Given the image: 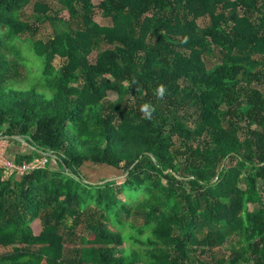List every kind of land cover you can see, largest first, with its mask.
<instances>
[{
    "label": "trees",
    "instance_id": "obj_1",
    "mask_svg": "<svg viewBox=\"0 0 264 264\" xmlns=\"http://www.w3.org/2000/svg\"><path fill=\"white\" fill-rule=\"evenodd\" d=\"M58 3L0 0V264H264V0Z\"/></svg>",
    "mask_w": 264,
    "mask_h": 264
},
{
    "label": "rangeland",
    "instance_id": "obj_2",
    "mask_svg": "<svg viewBox=\"0 0 264 264\" xmlns=\"http://www.w3.org/2000/svg\"><path fill=\"white\" fill-rule=\"evenodd\" d=\"M46 1L51 2L52 6H55V8H60V4L58 3V0H46ZM101 1L102 0H93L94 4L97 6L95 9L94 18L101 25H105V26L113 25V20L111 18H107L102 15L101 9L98 7ZM28 11L30 12L32 11V5L28 7ZM198 22L200 23V25L205 24L203 19H199ZM51 35H52V27L50 26V24H46L45 26L41 28V31L37 34V37L46 39L48 37H51ZM95 56H96V52L92 54L91 58L94 59ZM206 62L208 63L209 66H213L214 64L220 62V53L216 51L213 55L206 57ZM55 63L57 66H60L61 65L60 58H57L55 60ZM109 96L113 100H116L118 97L117 93L114 91H111L109 93ZM11 145L12 144L7 139L0 138V158H3L2 156L4 157L11 156V147H12ZM83 172L93 182H98L103 177L114 176V175L121 177L122 175L120 171L118 172L117 170L113 168L92 165V164H87L83 168ZM122 198L124 200L125 199L129 200V197H126L125 195H122ZM130 201H133V199H130ZM32 228L36 234H39L43 229L41 220L40 219L34 220L32 222ZM79 232L87 233L86 230L82 227L79 228ZM219 248H216V250H219ZM220 250H222V248H220ZM3 251L4 250H1L0 252H3Z\"/></svg>",
    "mask_w": 264,
    "mask_h": 264
},
{
    "label": "built area",
    "instance_id": "obj_3",
    "mask_svg": "<svg viewBox=\"0 0 264 264\" xmlns=\"http://www.w3.org/2000/svg\"><path fill=\"white\" fill-rule=\"evenodd\" d=\"M0 158V167L4 169L6 177L20 176L27 172L37 170L46 166L49 162L48 156L34 157L30 161L17 162L10 157Z\"/></svg>",
    "mask_w": 264,
    "mask_h": 264
},
{
    "label": "clouds",
    "instance_id": "obj_4",
    "mask_svg": "<svg viewBox=\"0 0 264 264\" xmlns=\"http://www.w3.org/2000/svg\"><path fill=\"white\" fill-rule=\"evenodd\" d=\"M165 86L164 85H160L157 89H156V95L159 97H163L165 94ZM155 111V108L153 105H151L150 103H145L142 105L141 107V112L145 115L146 118L151 119L152 118V113Z\"/></svg>",
    "mask_w": 264,
    "mask_h": 264
},
{
    "label": "crops",
    "instance_id": "obj_5",
    "mask_svg": "<svg viewBox=\"0 0 264 264\" xmlns=\"http://www.w3.org/2000/svg\"><path fill=\"white\" fill-rule=\"evenodd\" d=\"M12 147H11V157H13L12 159H14L15 158V156L18 154V153H20V152H29V149H23V148H19V147H17V146H13V145H11Z\"/></svg>",
    "mask_w": 264,
    "mask_h": 264
},
{
    "label": "water",
    "instance_id": "obj_6",
    "mask_svg": "<svg viewBox=\"0 0 264 264\" xmlns=\"http://www.w3.org/2000/svg\"><path fill=\"white\" fill-rule=\"evenodd\" d=\"M110 179H114V177H112V178H110ZM105 181H107V180H105ZM101 183H103L104 181H100Z\"/></svg>",
    "mask_w": 264,
    "mask_h": 264
}]
</instances>
